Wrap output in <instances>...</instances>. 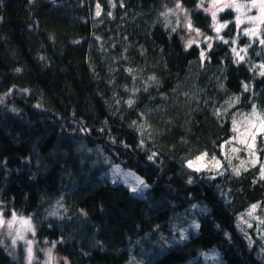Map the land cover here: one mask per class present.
I'll return each instance as SVG.
<instances>
[{"label":"trees","instance_id":"16d2710c","mask_svg":"<svg viewBox=\"0 0 264 264\" xmlns=\"http://www.w3.org/2000/svg\"><path fill=\"white\" fill-rule=\"evenodd\" d=\"M202 1L0 0V207L31 216L69 264H205L212 249L264 264L238 219L264 207L258 169L186 165L222 157L242 113L264 115V26L247 36L229 7L216 32ZM117 164L145 196L102 175ZM55 197L72 220L49 215ZM9 248L0 264H26Z\"/></svg>","mask_w":264,"mask_h":264},{"label":"rangeland","instance_id":"374dc122","mask_svg":"<svg viewBox=\"0 0 264 264\" xmlns=\"http://www.w3.org/2000/svg\"><path fill=\"white\" fill-rule=\"evenodd\" d=\"M232 2L233 0H220V3H216L215 0L202 1L200 6L206 10L212 19V12H216V18L213 20L214 29L218 25H222L219 22L218 14L229 8L224 7L226 3ZM254 2L257 5L256 7L252 6ZM234 3L240 7H230V9L236 12V18H239V21L238 19H235V21L237 25L241 26L242 32L245 33L246 29L253 30L256 33L255 35H246L251 38H261L264 26V12H262L260 6L261 0H234ZM250 17H256L257 19L250 20ZM194 34H196L194 37L197 38L198 34L202 33L196 30ZM203 38L207 39L209 35L205 34ZM260 72H264L262 65ZM5 96L6 94H0V110L6 105ZM259 135H264V115L254 107L242 113L235 121L234 135L221 147L222 157L209 156L203 152L199 156L189 159L186 165L188 166L189 162H192L193 166L190 168L199 169L197 170L198 172L204 170L206 175L209 176L222 175L226 168H231V172L235 175H240L244 170L258 169V176L264 177V145H258ZM241 141H244V143ZM198 157H203V159H197ZM102 175L107 177L112 183L126 185L131 191L133 188L137 189L134 193L141 197L145 196L150 186L142 175L125 168L121 164L113 165ZM141 180L144 182L143 184H139ZM46 201L49 204L48 198H46ZM253 206L249 211L242 213L238 217L239 228L246 232V236L250 235L253 239H256L264 252V207H261L259 203ZM47 208L51 216L59 219H73L74 215L69 213L62 197L52 199ZM24 219L30 221L31 229L23 223ZM0 220L4 221L0 225V240L7 250L10 249L9 246L11 244V247L15 248L16 252L20 245H23L26 264H69L67 258L60 256L55 251V243H46L44 246L38 244L35 235V223L31 216L19 215L14 211L7 214L5 209L0 207ZM9 222H11V226H9ZM182 232L183 237L189 236L188 228H183ZM13 240H15V243H13ZM29 248H31V257H29ZM203 258L205 264H226L215 249L205 252ZM127 264H144V259L136 257ZM188 264H192V262Z\"/></svg>","mask_w":264,"mask_h":264},{"label":"snow or ice","instance_id":"6c2138e0","mask_svg":"<svg viewBox=\"0 0 264 264\" xmlns=\"http://www.w3.org/2000/svg\"><path fill=\"white\" fill-rule=\"evenodd\" d=\"M215 2L216 3H220V0H215ZM253 7H256L257 5H256V3L254 2L253 3V5H252ZM261 10H262V12H264V0H261ZM224 7H237V8H239L240 6L239 5H236L235 3H234V0H233V2L232 3H226L225 5H224ZM220 10H223V9H220ZM100 13L99 12H97V15H99ZM212 17H213V20H215V18H216V12H212ZM238 19V21H239V18H237ZM250 20H255V19H257L256 17H250L249 18ZM227 25L225 24V25H218L216 28H215V31L216 32H219L220 30H221V28L222 27H226ZM189 27H191V25L189 24ZM198 31V30H197ZM245 34H252V35H255L256 33H255V31H253V30H248V29H246L245 30ZM262 43H264V41H261ZM210 46V45H209ZM201 55H203V53H201ZM241 59H243V57H241ZM129 103H131V101H129ZM242 143H244V141H241ZM251 147V146H250ZM204 155H206V154H204ZM152 157H149V159H151ZM197 159H203V157H198ZM189 167H192L193 165H192V162H189V165H188ZM197 170H199V169H197ZM144 182L141 180V181H139V184H143ZM146 186V185H145ZM137 189H135V188H133L132 189V191L133 192H135ZM253 208H255V206H253ZM14 219H15V217H14ZM4 223V221H2V220H0V225H2ZM23 223L25 224V225H28V227H29V229H31V224H30V221L29 220H27V219H24L23 220ZM9 226H11V222H9ZM22 238V237H21ZM13 243H15V240H13ZM28 251H29V257H31V248H29L28 249Z\"/></svg>","mask_w":264,"mask_h":264}]
</instances>
